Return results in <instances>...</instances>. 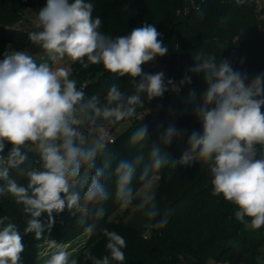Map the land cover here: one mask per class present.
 <instances>
[{
  "label": "clouds",
  "instance_id": "1",
  "mask_svg": "<svg viewBox=\"0 0 264 264\" xmlns=\"http://www.w3.org/2000/svg\"><path fill=\"white\" fill-rule=\"evenodd\" d=\"M93 12L89 0H47L36 13L35 30L28 33L42 49L40 59L27 51H10L0 60V198L10 197L21 207L24 234L41 239L46 229L51 231L55 215L65 210L78 214L87 233H95L113 196L109 179L120 207L134 206L154 219L160 209L153 176L166 166L193 164L209 169L212 194L235 206L237 221L251 229L264 227V73L248 81L228 60L201 52L189 71L202 73L207 88L194 106L200 129L189 135L188 149L176 160L152 146L147 163L139 152L120 158L113 167L112 128L135 118L138 109L145 108L143 97L151 101L179 86L165 81L163 72H143L142 65L169 52L154 25L145 23L112 37L100 31L102 20ZM73 63L85 69L101 65L116 80L103 98L101 93L88 94L70 76L68 66ZM124 76L131 80L130 93L118 83ZM185 83H191L190 77L180 81ZM178 132L170 125L163 144H171ZM146 137L147 127H137L129 144L143 146ZM138 171L139 186L133 184ZM43 214L46 224L40 219ZM167 222V214L158 221L160 227ZM100 232L107 254L97 257L87 251L84 261L123 264L124 237L106 228ZM47 247L44 264H79L63 243L52 239ZM24 251L17 225L9 216H0V264H22Z\"/></svg>",
  "mask_w": 264,
  "mask_h": 264
},
{
  "label": "trees",
  "instance_id": "2",
  "mask_svg": "<svg viewBox=\"0 0 264 264\" xmlns=\"http://www.w3.org/2000/svg\"><path fill=\"white\" fill-rule=\"evenodd\" d=\"M35 0H0V60L11 49L25 48L31 41L28 31L18 25L33 8ZM40 6L47 0H38ZM94 5V17H100V31L116 37L129 33L145 23L152 24L161 34L160 39L168 47L165 56H157L166 69L169 79L181 81L190 77L191 83L181 85L178 91L171 88L162 97L148 101L143 97L145 108L138 109L133 126L118 134L110 143L113 167L120 158H132L143 152L145 163L152 146H159L172 159L178 160L188 149L191 132L200 129L194 115V106L202 102L207 85L203 74L190 72L195 66V57L201 52L214 54L228 60L234 70L253 79L264 72V9L262 18L256 13L255 0H89ZM263 20V21H262ZM191 47V48H190ZM191 49L186 55V50ZM186 57L184 58V56ZM71 78L78 81L88 94L107 92V87L116 77L106 72L101 65L83 68L74 67ZM140 78L137 77L138 81ZM121 90L131 92L129 77L118 80ZM194 95H191L193 94ZM144 115L142 122L137 120ZM138 118V119H137ZM170 125L179 130L171 144L164 145L162 136ZM147 127L146 143L143 146L130 145L129 137L135 128ZM11 145L5 148V155ZM31 155V154H30ZM158 177L155 193L160 214L154 219L145 217L137 208L130 206L127 221L113 218L119 204L114 199V181L108 180L113 196L105 203L106 214L98 222L95 233L89 235L86 245L74 253L79 264L84 253L91 251L97 257L107 254L106 238L100 229L116 231L126 240L123 264H262L264 259V227L251 229L236 220L235 206L225 201L222 195L212 194V175L206 166L193 164L190 167L166 166L153 177ZM26 182V181H21ZM139 171L133 184L139 186ZM138 203L134 201L133 204ZM69 214L64 222L55 215L51 231L37 240L34 233L24 234L26 217L21 207L10 197L0 198V216L7 215L17 225L23 236L25 251L22 264H35L38 245L46 235L67 241L85 227L79 223L78 214L65 210L59 215ZM167 214L168 222L160 227L158 221ZM45 224L47 216L40 218ZM63 220V219H62ZM91 218L88 223H91ZM63 232H65L63 234ZM115 264V262H114Z\"/></svg>",
  "mask_w": 264,
  "mask_h": 264
},
{
  "label": "rangeland",
  "instance_id": "3",
  "mask_svg": "<svg viewBox=\"0 0 264 264\" xmlns=\"http://www.w3.org/2000/svg\"><path fill=\"white\" fill-rule=\"evenodd\" d=\"M256 2V13L259 14V17L262 18V9H264V0H255ZM46 4L40 6V3L38 0H35L33 3V8L27 13V15L25 16L24 20L18 25V27L20 29L26 30L28 32L35 30V24H36V13L39 12L40 9H42ZM263 21V20H262ZM261 25L264 27V22L261 23ZM191 48V47H190ZM186 50V55L190 52L191 49ZM11 51H27L29 54L31 55H37V59H40V54H42V49L33 44L32 42H30L25 48L20 49V50H15V49H11ZM186 55L184 56V58L186 57ZM77 63H73L71 65L68 66V70L70 72V75L73 73L74 71V67ZM142 69L143 72L145 73H151V74H155L157 72H163L164 73V78L165 81H167L169 79V75L168 72L166 71V69L164 68L163 64L156 58H154L153 61L148 62L144 65H142ZM250 81V80H248ZM176 85L179 86V89L181 88V84L180 81L176 78L173 81ZM152 110H145L142 111V113L139 114V116L141 115V118H137L138 122H142L144 115H150ZM262 111H264L262 109ZM138 115V114H137ZM133 126L132 121L128 120L125 122H122L118 125H116L115 127L112 128V138H116V136L124 131H126L127 129H130ZM157 185H158V177H153L152 178V190L156 193V189H157ZM127 211L128 208H122L119 206V208L115 211V214L113 215V218H117V221H127L128 217H126L127 215ZM61 215V214H60ZM58 215V219H60L61 221L64 222V219L69 217V214H65L60 216ZM63 219V220H62ZM65 232H63L64 234ZM89 233L86 232L85 227H82L81 229L78 230V233L76 234L75 237L70 238L67 241H62L57 239L54 235L52 234H48L45 236L44 240L38 245L37 248V255L38 258L35 261V264H44V260L47 258L48 256V242L49 240H56L57 242L63 243L65 245L66 248H68L71 252H73V254L75 252H77L78 250H80L84 245H86L87 243V239L89 238ZM261 263L264 264V259L261 260ZM209 264H216L214 262L209 263ZM218 264H224V263H218Z\"/></svg>",
  "mask_w": 264,
  "mask_h": 264
},
{
  "label": "built area",
  "instance_id": "4",
  "mask_svg": "<svg viewBox=\"0 0 264 264\" xmlns=\"http://www.w3.org/2000/svg\"><path fill=\"white\" fill-rule=\"evenodd\" d=\"M262 73H264V72H262ZM262 109L264 110V108H262ZM114 139H115V138H112V140H111V142H110V143L114 142Z\"/></svg>",
  "mask_w": 264,
  "mask_h": 264
}]
</instances>
